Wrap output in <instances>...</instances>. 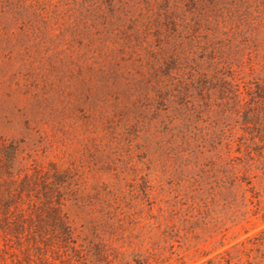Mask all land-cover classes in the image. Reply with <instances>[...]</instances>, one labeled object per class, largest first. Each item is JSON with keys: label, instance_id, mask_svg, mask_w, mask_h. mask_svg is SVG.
<instances>
[{"label": "rangeland", "instance_id": "374dc122", "mask_svg": "<svg viewBox=\"0 0 264 264\" xmlns=\"http://www.w3.org/2000/svg\"><path fill=\"white\" fill-rule=\"evenodd\" d=\"M18 1L0 0V136L67 172L74 229L15 198L34 217H0V264H205L242 242L230 264H262L264 156L237 96L264 88V0Z\"/></svg>", "mask_w": 264, "mask_h": 264}, {"label": "trees", "instance_id": "16d2710c", "mask_svg": "<svg viewBox=\"0 0 264 264\" xmlns=\"http://www.w3.org/2000/svg\"><path fill=\"white\" fill-rule=\"evenodd\" d=\"M226 1L215 0V4L219 8L224 9L222 4ZM18 4L20 8H24L27 2L26 0H19ZM202 88H204V85H202ZM225 88L229 90L227 82H225ZM185 89L188 91L187 88ZM258 89L259 91L253 90L252 88L247 89L248 97L243 96L241 98L240 95L237 96L238 103L241 102V105L243 101L246 104L252 100L250 114L246 119L248 123L253 124L256 134L252 137L253 144L251 143L252 145L249 146V159H254L252 151L256 149L254 147L255 144L262 145L258 146L260 150L257 151H259L258 154L260 156H264V150L262 149L264 147V88L261 87ZM190 109L192 110V108ZM195 109V112H200L199 108ZM190 126L191 121L184 120L179 130L183 134V138H187V141L189 140V144L199 139L196 133L193 135L188 134L190 132ZM245 163L247 165L246 170H251L253 163ZM247 176V171L241 176L230 175L227 172V178L232 179L233 182L246 181L248 184H251V180H248L249 178ZM68 179L67 172L62 171L56 164H50L49 170L44 168L32 169L24 166L20 161V148L17 143L0 136V217L3 221L13 222L18 227H22L25 218L33 219V214H26L21 202L15 200V198H46V203L49 204L46 206L47 210H54L61 228L66 230V232L72 233L74 228L67 220L69 215L64 210L65 204L62 199L67 198L64 185L70 184ZM51 198H59V200L55 202ZM248 242L253 248L261 252L262 245L264 244V228L261 233L250 238ZM243 245V242L241 244L237 243L233 246V249L226 250L215 257L209 258L205 264H230L243 251ZM261 254L262 264H264V253ZM150 255L151 253L147 255L146 259L150 260Z\"/></svg>", "mask_w": 264, "mask_h": 264}]
</instances>
